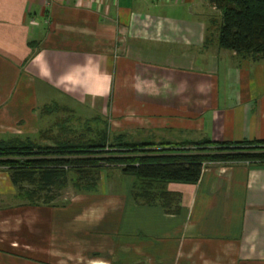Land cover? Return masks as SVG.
I'll list each match as a JSON object with an SVG mask.
<instances>
[{
  "label": "crops",
  "instance_id": "obj_1",
  "mask_svg": "<svg viewBox=\"0 0 264 264\" xmlns=\"http://www.w3.org/2000/svg\"><path fill=\"white\" fill-rule=\"evenodd\" d=\"M218 17L210 0H0V133L34 128L54 91L103 114L110 94L109 133L128 141L264 139V59L221 65L204 45ZM0 174V264H264V164L167 183L175 212L136 203L130 176L32 204Z\"/></svg>",
  "mask_w": 264,
  "mask_h": 264
},
{
  "label": "trees",
  "instance_id": "obj_2",
  "mask_svg": "<svg viewBox=\"0 0 264 264\" xmlns=\"http://www.w3.org/2000/svg\"><path fill=\"white\" fill-rule=\"evenodd\" d=\"M210 2L220 12L218 47L234 52L237 59H264V0ZM211 20L213 26L216 21ZM208 36L204 44L209 42ZM57 106L53 103L41 109L43 114H50ZM97 120L86 121L85 131L90 135L58 136L44 130L39 135L43 140L19 135L1 139L0 167L9 172L18 195L32 204H50L67 186L71 173L73 185L89 191L96 188L101 168L115 166L122 175L134 178L131 196L136 203L160 204L175 212L179 194L168 191L167 183H197L211 162L264 164V139L128 141L120 134L110 135L107 127L93 130L90 122L97 125Z\"/></svg>",
  "mask_w": 264,
  "mask_h": 264
},
{
  "label": "rangeland",
  "instance_id": "obj_3",
  "mask_svg": "<svg viewBox=\"0 0 264 264\" xmlns=\"http://www.w3.org/2000/svg\"><path fill=\"white\" fill-rule=\"evenodd\" d=\"M211 13V10H210ZM215 13V14H213ZM212 13V17L213 15L216 16L218 13L215 11ZM210 16V15H209ZM218 16V15H217ZM216 22L215 24L212 26L211 23L208 22V26H210V34H208V41H214L216 40L217 43V28L216 25L218 24L217 22H219L220 19V12H219V17L213 18ZM212 20H210L211 22ZM215 33V34H214ZM213 34V36H212ZM207 38V32L206 35H204V41ZM209 44V42L207 43ZM207 44H204L205 46H207ZM221 51L224 52H219L216 55L214 54V56H216L218 62L222 65V63H224V57H227L226 53H230L232 51L227 50V49H223L221 48ZM215 58V57H214ZM228 60V59H227ZM221 71V70H220ZM42 97H40L41 99L38 100V102L36 104L33 103L32 107L28 108V115L33 116V119L35 121L34 124V128H28L22 130L21 132H19L20 134H17L13 131H4L3 133H0V140L1 139H6L9 138L11 136H16L19 135L20 137H31L33 139L36 140H43L42 137H39V135H41V133H43L44 130H48L50 132L53 133V135H58V136H72L74 135H78L80 133H86V135H90V132L85 131V126H87L88 124L86 123V121L88 119H90L91 121H94V118L97 117V125L95 123L90 122L91 126L93 127V130H96L95 127H107L110 130V124L109 121L112 118L111 113L113 112V101H112V96H106V104H107V109L106 112L103 113H97L94 111L93 108H88L86 106H84L82 104V102L78 101L77 99H73L70 97H67L62 93H58V92H54L51 91L49 95H44L41 94ZM53 103H57V109L53 110L50 114H43L42 112V105L46 104V105H52ZM97 114V116H96ZM63 126V128H61V126ZM111 132V131H110ZM139 134V139L144 141L147 139V141L149 140H157V138L159 137V133H155L154 135L150 136V137H145L142 138L140 133ZM149 134V133H147ZM3 168V167H2ZM2 171H4L3 169H1ZM100 173L98 175V178L96 179V188L94 190H89L90 193H96L95 191L99 192H103L106 188H103L104 185H106L105 183L108 181H111L110 184V189L113 191L115 188L117 189L119 187V183L116 181V178L119 174H121V172L119 171V169L115 166H111V167H103L100 169ZM4 175L0 174V181L3 178ZM74 174L71 173L69 176V182L67 184L66 187H64L63 189L59 190L56 194L55 197V203H63L66 202L68 203L70 201L71 198H74L77 195H81L83 193H85L86 191H82L80 188L76 187L73 185V183L70 181L71 179H73ZM120 180L123 179L122 176H120ZM25 187H27V185H25ZM108 188V186H106ZM78 188V189H77ZM104 190H103V189ZM65 204V203H64ZM64 204H55L56 207H62V205Z\"/></svg>",
  "mask_w": 264,
  "mask_h": 264
}]
</instances>
